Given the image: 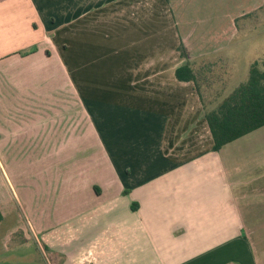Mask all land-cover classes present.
Here are the masks:
<instances>
[{"label": "crops", "instance_id": "crops-1", "mask_svg": "<svg viewBox=\"0 0 264 264\" xmlns=\"http://www.w3.org/2000/svg\"><path fill=\"white\" fill-rule=\"evenodd\" d=\"M199 1L0 0L1 74L59 48L70 66L17 105L36 120L18 185L3 168L4 263L264 264V126L214 151L204 118L264 47Z\"/></svg>", "mask_w": 264, "mask_h": 264}, {"label": "rangeland", "instance_id": "rangeland-1", "mask_svg": "<svg viewBox=\"0 0 264 264\" xmlns=\"http://www.w3.org/2000/svg\"><path fill=\"white\" fill-rule=\"evenodd\" d=\"M207 1L213 2L212 0H200L199 2ZM262 4L263 0H225L222 3L223 7H221L219 3L217 4V9H219L217 11H225V8H227V13L231 12L234 14V18L237 19L238 27H245L244 24L246 22L250 24V27H258L254 32H247L246 35H248V37L245 39L252 40L255 36H260L256 39L258 40L256 43L264 47V7H261ZM252 7L256 8L251 9ZM209 12L210 11H208V13ZM240 13H247L250 15L243 18V16L239 15ZM122 41L126 42L128 39ZM59 53H61V55ZM56 54H58L57 57L54 55L50 60L45 61L44 58L46 59V56L41 52L39 57H33V61L22 64L19 67H14V69H8L6 71L9 72L8 74L0 73V106H10L8 109H2L0 107V197L2 193L7 190L8 186L3 168L15 175V177L10 175L11 182L15 186L18 185L16 182L18 175H20L22 171H26L28 167V163L25 161L26 159L23 158L22 152L26 151L28 148L31 149L33 146L32 144L21 141V138H19L21 136L19 131L22 130L24 121L32 122L36 120L34 116L35 112L32 109L31 111L21 110L17 105H28L31 107L35 105L37 99L34 92L37 90L41 91L42 89L49 90L55 87H68L64 78L65 68L66 66L70 68V66L68 63L66 65V58L61 48H59ZM3 127L6 130H3ZM261 131L260 134H256V132L252 135L264 136V129ZM258 138L260 137H257V141ZM252 143H254V140ZM8 151L10 154L9 159L7 158ZM22 163L24 168L22 167ZM22 253L25 254V251H22ZM0 264H8V262L4 263L1 257V248Z\"/></svg>", "mask_w": 264, "mask_h": 264}, {"label": "trees", "instance_id": "trees-1", "mask_svg": "<svg viewBox=\"0 0 264 264\" xmlns=\"http://www.w3.org/2000/svg\"><path fill=\"white\" fill-rule=\"evenodd\" d=\"M261 7H264V3ZM235 25L238 27L237 19ZM178 50L181 57H187L181 45ZM175 77L179 81L195 82V75L188 62L176 68ZM204 118L211 133L214 151L264 126V62L253 63L249 67L247 79L225 96L215 109L204 110Z\"/></svg>", "mask_w": 264, "mask_h": 264}]
</instances>
